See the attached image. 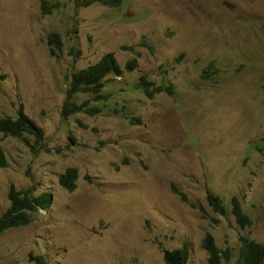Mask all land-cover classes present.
Returning <instances> with one entry per match:
<instances>
[{"label": "rangeland", "instance_id": "rangeland-1", "mask_svg": "<svg viewBox=\"0 0 264 264\" xmlns=\"http://www.w3.org/2000/svg\"><path fill=\"white\" fill-rule=\"evenodd\" d=\"M61 1L42 14L41 0H0V117L22 105L44 130L42 147L0 133V215L12 183L53 194L28 224L0 233V264H37L30 252L43 264H167L163 250L185 241L187 264H207V231L238 264L241 234L264 241V0ZM51 31L64 43L58 55ZM107 52L138 66L107 76L100 112L63 116L71 74ZM211 62L218 71L202 77ZM142 76L176 93L150 98L136 86ZM69 166L72 191L59 181ZM209 191L227 215L213 211Z\"/></svg>", "mask_w": 264, "mask_h": 264}, {"label": "trees", "instance_id": "trees-1", "mask_svg": "<svg viewBox=\"0 0 264 264\" xmlns=\"http://www.w3.org/2000/svg\"><path fill=\"white\" fill-rule=\"evenodd\" d=\"M76 5L89 6L93 3H102L109 6H114L115 0H74ZM61 0H41L42 14H51L62 5ZM47 44L52 55H58L63 49L64 43L61 34L57 31H51L47 34ZM141 45L147 46L153 51V46L142 40ZM132 49V47H131ZM73 51V50H72ZM76 53V52H74ZM79 53V52H78ZM77 55V54H76ZM138 66V58L133 57L127 60L122 67L113 52L105 53L96 62L87 65L71 74L69 87L67 89V97L63 103L62 115L68 116L76 112H85L88 114H96L103 108L105 99L104 87L106 78L109 74L121 75L124 71H132ZM218 71L214 62H211L202 72V77L209 78ZM137 88L144 92L148 97L152 98L156 93L167 92L174 95L176 93L175 86L169 81L156 84L154 81L142 76L136 83ZM78 94H87L88 98L77 101L74 99ZM96 100V104L92 103ZM0 133L15 137H23L25 141L32 147L38 145L43 146L44 130L38 126L30 116L24 111L22 105L17 110L15 117L5 115L0 117ZM28 135L34 136V142H30ZM7 165V158L3 148L0 146V166ZM78 178V169L74 166H69L64 172L60 173L59 181L68 190H74L76 180ZM173 191L179 194L184 201L190 202L186 193L172 186ZM10 199L9 207L0 215V233L19 226L28 224L35 212L40 209H46L53 199L52 192L43 191L35 194L31 189H17L11 184V189L8 193ZM209 205L213 211L221 215H227V208L222 198L209 191L207 193ZM231 211L236 221L246 227L252 223V219L247 214L242 206L241 200L234 195L231 198ZM218 221L217 218H214ZM240 252L238 264H263L264 263V241H256L245 234L240 237ZM202 246L208 252L207 264H233L230 260L232 257V249L230 247H220L214 235L207 231L202 239ZM191 249L189 243L185 241L181 247L175 249L163 250V258L167 264H187L190 258ZM30 258L35 260L37 264L44 263L42 255H36L30 252Z\"/></svg>", "mask_w": 264, "mask_h": 264}]
</instances>
